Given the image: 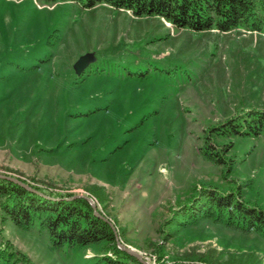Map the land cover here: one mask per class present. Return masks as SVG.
<instances>
[{"label": "rangeland", "instance_id": "obj_1", "mask_svg": "<svg viewBox=\"0 0 264 264\" xmlns=\"http://www.w3.org/2000/svg\"><path fill=\"white\" fill-rule=\"evenodd\" d=\"M252 111H264V26L195 32L104 4L0 0V175L90 198L148 264H264L256 234L174 223L206 187L264 211V133L221 136L222 164L198 151L207 129ZM106 248H54L0 223V264H95Z\"/></svg>", "mask_w": 264, "mask_h": 264}, {"label": "trees", "instance_id": "obj_2", "mask_svg": "<svg viewBox=\"0 0 264 264\" xmlns=\"http://www.w3.org/2000/svg\"><path fill=\"white\" fill-rule=\"evenodd\" d=\"M40 1L48 4L74 2L87 9L104 4L128 11L136 18L157 16L172 27L195 32L217 30L225 33L239 26L256 31L264 26V0ZM247 117L243 124L235 116L207 129L202 137V146L198 149L201 156L214 164H222V155L230 146L221 145L220 148L216 145L221 136L251 134L257 137L264 133V111L248 112ZM243 128L246 132L240 131ZM35 189L46 196L0 178V223L10 222L22 230L35 228L45 232L54 248L80 249L90 244L104 243L106 251L95 264H141L115 245L111 228L93 215L86 200L80 197L68 200L64 199L70 196L68 194ZM198 194L191 199V203L179 207L175 213V216H179V220H174L176 225L194 226L209 218L224 228L243 234H256L264 239V211L260 207L248 206L238 192L221 194L206 187Z\"/></svg>", "mask_w": 264, "mask_h": 264}, {"label": "water", "instance_id": "obj_3", "mask_svg": "<svg viewBox=\"0 0 264 264\" xmlns=\"http://www.w3.org/2000/svg\"><path fill=\"white\" fill-rule=\"evenodd\" d=\"M88 61H89V56H82V57H80V58L75 62V64H74V69H75L76 73L79 74V73L81 72V70L83 69V67L86 66V64H87ZM0 178H5V179H7V180H9V181H11V182H13V183H16L17 185H19V186H21V187L27 189V190L30 191V192H34V193H37L38 195H41L39 192L33 190V189H32L31 187H29L28 185H26V184H24V183H22V182H20V181H18V180H16V179H14V178L7 177V176H4V175H0ZM77 197H81V198H83L84 200H86V201L88 202V204H89V205L91 206V208H92V213H93V215H95L96 217L100 218L102 221L106 222V223L109 225V227H110L111 230H112V233H113V236H114V241H115V243H116V246H117L120 250H122V251L126 252L128 255H130V256L136 258L141 264H148V263H146V262L143 260V258H142L138 253H136V252L132 251L130 248L124 246V245L119 241V238H118V236H117V234H116V231L114 230L113 225H112V224H111V223H110L105 217H103V216H101L100 214H98V212L96 211V207H95V205L93 204V202H92V200H91L90 198H88V197H86V196H74L73 198H77Z\"/></svg>", "mask_w": 264, "mask_h": 264}]
</instances>
